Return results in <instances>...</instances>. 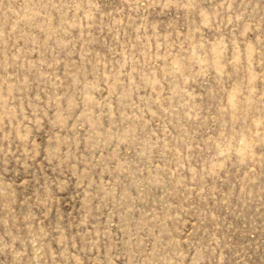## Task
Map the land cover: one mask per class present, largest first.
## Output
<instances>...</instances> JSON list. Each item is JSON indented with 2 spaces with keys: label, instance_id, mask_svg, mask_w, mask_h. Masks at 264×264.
<instances>
[{
  "label": "rangeland",
  "instance_id": "rangeland-1",
  "mask_svg": "<svg viewBox=\"0 0 264 264\" xmlns=\"http://www.w3.org/2000/svg\"><path fill=\"white\" fill-rule=\"evenodd\" d=\"M0 264H264V0H0Z\"/></svg>",
  "mask_w": 264,
  "mask_h": 264
}]
</instances>
